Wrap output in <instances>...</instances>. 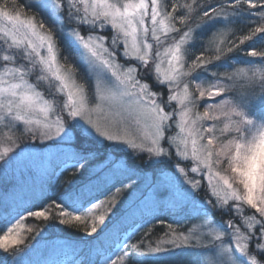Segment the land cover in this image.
Returning <instances> with one entry per match:
<instances>
[{
	"label": "snow or ice",
	"instance_id": "obj_1",
	"mask_svg": "<svg viewBox=\"0 0 264 264\" xmlns=\"http://www.w3.org/2000/svg\"><path fill=\"white\" fill-rule=\"evenodd\" d=\"M248 48L259 64L234 58ZM0 142V212L8 193L14 205L0 264H23L28 218L77 234L70 260L42 264H143L178 247L195 264H264V0H0ZM68 168L58 194L27 184ZM161 211L203 223L167 224L155 247L154 229L120 238Z\"/></svg>",
	"mask_w": 264,
	"mask_h": 264
},
{
	"label": "rangeland",
	"instance_id": "obj_2",
	"mask_svg": "<svg viewBox=\"0 0 264 264\" xmlns=\"http://www.w3.org/2000/svg\"><path fill=\"white\" fill-rule=\"evenodd\" d=\"M35 118L40 119L39 115L35 116ZM92 118L96 119L97 114L93 113ZM109 119H111V117ZM41 123H43V121H41ZM141 130L142 129L140 127L133 124L130 128L127 129L128 134H127L126 138L132 139L133 136H138L140 134ZM121 131H124V129L122 128ZM0 145H2V142H0ZM122 151L127 153L128 149L124 148V149H122ZM60 171H61L60 169H57L56 174L52 175V176H44L40 172H35L32 176L26 177L27 184L32 185L35 183L36 185H39V183L41 181H47L49 183L50 187H52L54 194H57L56 187H58L59 185L62 184V181L60 179L61 178ZM70 171H73V170L71 168H68L66 170V172H70ZM67 176L68 175L65 174L63 176V178H66ZM195 178L199 179L200 174L199 173L196 174ZM144 191H145L144 185H143V183H141L140 185H138V190L131 192V194H125V196L122 197V199L124 200V203H123L124 206L123 207L129 208L130 204L133 201H136L137 198L140 197L141 193ZM114 192L115 191H112V192L106 194L105 196H103L101 194L100 198L98 197V200L104 201L109 196H111ZM12 195H13L12 193H8L9 204H12L11 203ZM13 211H14V209H12L11 211H7L4 215H2V217H0V222L2 225L0 232L2 233V235H4V233L7 231V227L11 226V224L7 223V219H8L9 214H11ZM101 211H103V209H101ZM165 213H167V212L161 211V212L157 213L156 214L158 217L157 219H152L150 217L137 216L135 218L136 221L125 223L123 225L124 230L120 232V238L121 239H127L128 236H132V239H133L135 236H137L138 234H141L144 230L148 229V226H153L155 223L161 221V219L163 218V214H165ZM171 214L174 216H178L177 214H173V213H171ZM28 220H29V218L24 221V224H23L22 230H21V234H22L23 239H24V244L22 246L27 248V254L20 257V259L23 260V264H37V262H41V264H42V262L45 260H53V259L67 261V260H70L72 258L73 253H72L71 249L65 247V242H67L68 240L64 239L65 237L63 238V236H62L63 234L61 233V231H59V233H58V231L51 232L49 234V236H47V240L36 242L35 240H38L41 237L40 238H37V236L30 237L31 232L26 231L27 229H29V226L26 225L29 223ZM146 220L148 221L147 224H145ZM187 221H189V219L182 216V218H180L179 221L174 223L175 225H173V227L178 228L181 231H185V234H187L185 227H183V226H187L186 225ZM31 222L32 221H30V223ZM193 223L198 224V223H203V221L202 220L201 221H193ZM142 224H145V227L140 229V231H137V229ZM191 226H192L191 224L188 225V227H191ZM42 238H43V236H42ZM27 240H33L34 242L33 243H27ZM130 242L133 243L132 240ZM155 246L156 245H154L153 247H155ZM56 254L59 255V258L55 257ZM1 257L5 258L4 256H1Z\"/></svg>",
	"mask_w": 264,
	"mask_h": 264
},
{
	"label": "trees",
	"instance_id": "obj_3",
	"mask_svg": "<svg viewBox=\"0 0 264 264\" xmlns=\"http://www.w3.org/2000/svg\"><path fill=\"white\" fill-rule=\"evenodd\" d=\"M251 18H245L243 21H238V26L243 27V25L245 23H248L249 20ZM253 27H255L256 25H252ZM247 33V29H244V32H237V35H242V34H246ZM243 51H251V48L248 49H243L241 53L236 54L234 58H239V59H250V60H254L256 61L257 64H259V58L258 57H244L243 56ZM63 63V61H61ZM237 67H246L245 64H237ZM221 71H223V69H220ZM68 175L66 178H63L64 175ZM72 175V171L70 172H61L60 171V176H61V181L62 184L59 185L58 187H56L57 190V194L59 193V191L63 190V188L65 187L64 185V181L68 180ZM133 181H135V178H133ZM129 181L128 180H124V184H128ZM50 186V185H49ZM123 185L120 183H117L115 185V187H112L110 189L104 190L100 193H98L97 198H100V195L102 194L103 196H105L106 194L115 191V188L117 187H122ZM52 188V187H51ZM124 204H120L119 205V209L120 211H124L127 210L128 208L123 207ZM12 209H14V205L12 204H8L7 208L5 210H3L2 212H0V217H2V215H4L7 211H11ZM179 217V218H178ZM175 218V219H174ZM180 218H182V215H178V216H174L171 214V212H167L165 214H163V218L161 219L163 221V223H161V221L155 223L153 226H148V229L144 230L141 234H138L137 236H135L132 241L133 243H136L141 236L145 233L148 232L149 229H154V231L151 232V234L149 235L148 239L145 240V243H151L152 246L156 245L159 240L166 238L164 236V233L166 231H168L167 229V224H172L175 225L174 223H176L177 221L180 220ZM177 220V221H176ZM29 223L26 224L27 226H29V229H41L42 230V235H37L35 232H31L30 237L33 236H37V238H43L35 240L37 241H45L47 240V236H49V234L51 232H56L61 231V233L63 234V238L68 240V241H74L77 238V234L75 232L74 229H68L66 231H62L63 226H59L58 222H53V224H44L42 221L36 220L34 218H29ZM27 221V222H28ZM30 221H32L30 223ZM136 221V220H135ZM193 221H187L186 225L188 227L189 224L192 225ZM54 225V226H53ZM1 222H0V231H1ZM0 234L2 235V233L0 232ZM29 237V238H30ZM33 240H27V243H33ZM94 255V253H93ZM57 258H59V255L56 254ZM0 259H5L3 257L0 256ZM195 259H196V255L194 251H189L186 248L183 247H178V248H174V249H170L168 252H164V253H160L154 257H150L148 258L146 261L143 262V264H195Z\"/></svg>",
	"mask_w": 264,
	"mask_h": 264
}]
</instances>
